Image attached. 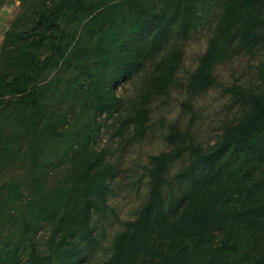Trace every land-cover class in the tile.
I'll return each mask as SVG.
<instances>
[{
  "label": "trees",
  "instance_id": "16d2710c",
  "mask_svg": "<svg viewBox=\"0 0 264 264\" xmlns=\"http://www.w3.org/2000/svg\"><path fill=\"white\" fill-rule=\"evenodd\" d=\"M16 1L22 10L0 52V118L10 111V127L30 136L40 133L50 103L80 101L93 118L110 116L121 102L116 84L140 71L170 37L194 31L208 0ZM216 1L214 32L189 75L195 91L220 86L210 73L215 59L264 47V0ZM165 58L128 119L133 136L145 134L151 96L166 93L180 65L176 54ZM228 90L241 99L242 115L206 150L193 144L190 127L168 125L173 148L150 157L147 199L99 264H264V89ZM86 127L45 125L51 142L77 145L64 184L26 193L11 179L0 187V264L83 263L84 245L93 238L92 214L106 211L111 172L102 152L91 149L94 129ZM6 148L3 143L4 154ZM185 155L189 162L173 178L177 190L168 168Z\"/></svg>",
  "mask_w": 264,
  "mask_h": 264
},
{
  "label": "rangeland",
  "instance_id": "374dc122",
  "mask_svg": "<svg viewBox=\"0 0 264 264\" xmlns=\"http://www.w3.org/2000/svg\"><path fill=\"white\" fill-rule=\"evenodd\" d=\"M21 10L19 1L0 0V52L4 34ZM218 12V2L208 0L194 31L185 38L170 37L166 44L156 48L155 54L147 58L140 71L118 82L115 92L121 102L111 109L110 116L98 114L93 118L86 107L79 105L80 101L73 100L62 105L50 103L40 121L43 125L39 128L40 133L36 131L30 136H23V130L10 127L13 119L10 111L1 116L0 132L2 129L5 131L0 135V187L12 179L20 191L26 193L58 187L71 176V160L77 145L70 139L51 142L44 130L48 121L52 126L63 124L64 130H76L75 125L94 129L89 145L92 150L102 152L111 172L105 189L106 211L105 214H92L93 238L84 245L82 264H99L107 259L111 255L115 236L136 218L148 195L150 157L173 148L167 140L169 124L181 131L190 127L193 144L206 150L219 139L225 125L235 122L242 115L244 105L241 99L228 88L237 86L253 92L264 89V47L235 49L229 57L226 56V61L220 57L215 59L210 73L217 78L220 86L195 91L188 85L189 75L195 70L212 37ZM173 54L180 59L173 81L166 93L151 96L146 106V132L142 137L133 136L132 123L128 119L149 90L153 68ZM161 70L166 74L165 67ZM49 81L47 79L46 82ZM53 89L52 86L48 88L46 94L52 95ZM80 114H83L82 117ZM28 120L26 124L31 125L33 121ZM83 121L85 123L80 125L79 122ZM3 143L7 147L5 154L1 149ZM187 162L189 158L185 155L169 165L168 178L177 190L179 187L173 178ZM183 191L184 186L181 193ZM39 244H43L41 237Z\"/></svg>",
  "mask_w": 264,
  "mask_h": 264
}]
</instances>
